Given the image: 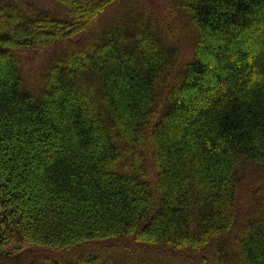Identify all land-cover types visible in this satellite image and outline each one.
<instances>
[{"label": "trees", "instance_id": "1", "mask_svg": "<svg viewBox=\"0 0 264 264\" xmlns=\"http://www.w3.org/2000/svg\"><path fill=\"white\" fill-rule=\"evenodd\" d=\"M117 1L54 0L61 18L0 0V260L158 264L98 248L129 238L264 264V198L237 212L246 175L264 183V0H169L164 20L131 6L91 30ZM62 44L25 91L18 56ZM22 242L40 255L4 251Z\"/></svg>", "mask_w": 264, "mask_h": 264}, {"label": "rangeland", "instance_id": "2", "mask_svg": "<svg viewBox=\"0 0 264 264\" xmlns=\"http://www.w3.org/2000/svg\"><path fill=\"white\" fill-rule=\"evenodd\" d=\"M44 11L52 13V15L63 17L61 9L54 3V0H32ZM169 0H118L115 5L107 11L104 15L96 18L94 25L91 30L99 28L103 23L107 22L110 18L112 19L115 14L122 12L123 10L130 8L131 6H137L142 11L160 20H164L168 12ZM187 39V38H186ZM68 44H62L60 46H52L47 48H41L33 52H24L18 56L20 61V75L23 81L24 90L30 92L32 95L37 94L38 90L42 85V80L47 68L52 60L58 55H60L65 50V46ZM180 47L182 48V53L186 55V59L190 57V43L187 39L186 42H180ZM261 178L258 177L254 172H250L244 178L239 193L237 195V207H238V217L242 218L245 213L246 207L252 203L256 198H264V183ZM238 218V220L240 219ZM237 228L230 237L227 238L229 242L233 239L234 234H236ZM88 248V249H87ZM98 248L104 249L105 251H111L115 255H120L122 259L127 262L137 261L144 256L152 257L158 264H162V259L168 257L170 260H174L175 264H202L197 258H181L177 255H172L171 252L158 253L151 248L140 247L138 244L133 242L129 238L121 239L117 243H103ZM97 247L88 246L83 250L84 252H89L90 249L97 250ZM8 250L13 254V256H22L23 254L29 259L33 258L35 255L39 256L40 253L35 247L27 245L26 243H12L11 245L4 247V251ZM174 256V257H173ZM43 258V256H42ZM16 261L19 258H14ZM18 259V260H17ZM66 259V258H64ZM160 259V260H159ZM165 260V259H164ZM28 261V260H27ZM0 264H12L10 261L0 260ZM149 264H157L155 262Z\"/></svg>", "mask_w": 264, "mask_h": 264}]
</instances>
